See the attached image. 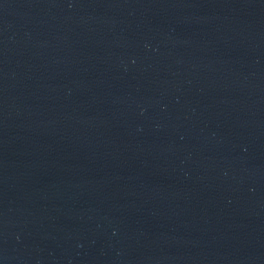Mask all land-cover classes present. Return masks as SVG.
I'll return each instance as SVG.
<instances>
[{"label": "water", "instance_id": "obj_1", "mask_svg": "<svg viewBox=\"0 0 264 264\" xmlns=\"http://www.w3.org/2000/svg\"><path fill=\"white\" fill-rule=\"evenodd\" d=\"M0 264H264V0H0Z\"/></svg>", "mask_w": 264, "mask_h": 264}]
</instances>
